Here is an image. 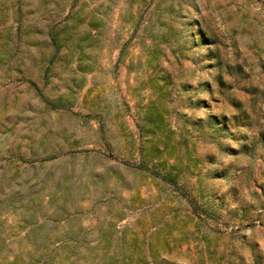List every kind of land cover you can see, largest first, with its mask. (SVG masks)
Returning a JSON list of instances; mask_svg holds the SVG:
<instances>
[{"label":"rangeland","instance_id":"rangeland-1","mask_svg":"<svg viewBox=\"0 0 264 264\" xmlns=\"http://www.w3.org/2000/svg\"><path fill=\"white\" fill-rule=\"evenodd\" d=\"M0 264H264V0H0Z\"/></svg>","mask_w":264,"mask_h":264},{"label":"trees","instance_id":"trees-1","mask_svg":"<svg viewBox=\"0 0 264 264\" xmlns=\"http://www.w3.org/2000/svg\"><path fill=\"white\" fill-rule=\"evenodd\" d=\"M50 42L55 48H58V46L60 45V38H59V33L58 32H54L53 31V32L50 33ZM137 166L141 167V168L150 169L155 174H159L160 173L159 170L156 167H152L144 159H142Z\"/></svg>","mask_w":264,"mask_h":264}]
</instances>
